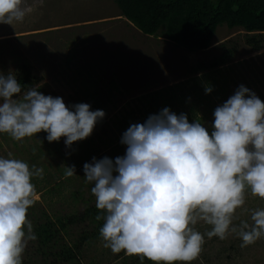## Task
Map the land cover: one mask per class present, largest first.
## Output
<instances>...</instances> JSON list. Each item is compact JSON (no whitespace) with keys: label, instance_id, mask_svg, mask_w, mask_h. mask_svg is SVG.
Returning a JSON list of instances; mask_svg holds the SVG:
<instances>
[{"label":"clouds","instance_id":"obj_1","mask_svg":"<svg viewBox=\"0 0 264 264\" xmlns=\"http://www.w3.org/2000/svg\"><path fill=\"white\" fill-rule=\"evenodd\" d=\"M24 0H0V23L23 22L32 12ZM213 87L205 85L209 94ZM88 103L67 106L62 97L35 87L22 89L13 72H0V134L22 142L41 131L48 142L64 138L66 148L91 136L105 117ZM210 125L169 107L132 123L122 133V156L92 157L83 164L92 185L102 246L154 264H191L203 251L205 236L235 235L241 248L264 237V207L248 209L250 195L264 201V101L240 84L215 107ZM35 153V149H33ZM70 155V153H66ZM75 174L66 166L63 178ZM44 169L0 156V264H22L29 241L37 239L27 213L39 199L33 178ZM200 222L210 226L201 233Z\"/></svg>","mask_w":264,"mask_h":264},{"label":"rangeland","instance_id":"obj_2","mask_svg":"<svg viewBox=\"0 0 264 264\" xmlns=\"http://www.w3.org/2000/svg\"><path fill=\"white\" fill-rule=\"evenodd\" d=\"M24 6L33 11L23 22L0 23V72L14 73L17 58L25 59L39 78L33 86L38 91L62 97L67 106L83 102L106 113L91 136L71 148L65 147L63 137L48 142L43 131L22 142L0 134V156L11 152L44 169L43 179L33 178L39 199L27 213L32 224L44 220L42 214L56 220L95 205L83 164L93 156H122L126 146L119 141L130 124L143 123L149 114L169 107L178 115L186 113L189 122L196 119L210 125L215 107L240 84L264 101V48L252 51L240 27L220 25L207 49L191 50L142 33L120 15L115 0H24ZM226 40L228 46L237 44L236 58L196 73L197 63L217 56L218 44ZM205 85L213 91L205 94ZM71 165L76 175L64 179L65 167ZM257 207H264V201L249 195L237 209L235 222L249 219L246 210ZM195 227L201 233L210 230L203 222ZM91 230L88 221L69 225L61 231L60 242L73 247L83 232ZM240 244L235 235L225 240L205 236L203 251L191 264H264V237L245 248ZM33 250L29 241L23 259L33 256ZM79 256L82 264H134L123 252L113 254L104 248L99 236L83 242Z\"/></svg>","mask_w":264,"mask_h":264},{"label":"trees","instance_id":"obj_3","mask_svg":"<svg viewBox=\"0 0 264 264\" xmlns=\"http://www.w3.org/2000/svg\"><path fill=\"white\" fill-rule=\"evenodd\" d=\"M121 13L139 31L146 35L161 36L178 46L191 50H205L211 45L216 28L225 24L228 28L240 27L244 31V43L252 51L264 48V0H115ZM228 41L218 44L220 50L207 62L197 63L194 71L205 72L227 64L237 56L236 43ZM231 42V41H230ZM14 74L22 89L33 87L39 78L32 65L17 58ZM99 210L88 206L81 214L48 215L44 220L33 222L37 239L33 242V256L22 259V264H82L79 251L83 242L99 236L103 221H96ZM89 222L93 230L83 232L73 247L60 242L62 230L75 223ZM67 232V231H66ZM134 264H141L137 256H129ZM147 258L143 264H150Z\"/></svg>","mask_w":264,"mask_h":264}]
</instances>
